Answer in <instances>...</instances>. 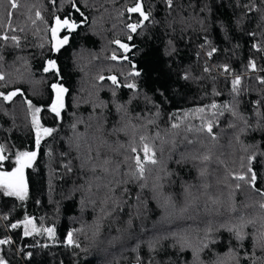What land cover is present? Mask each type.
<instances>
[{"label": "trees", "instance_id": "trees-1", "mask_svg": "<svg viewBox=\"0 0 264 264\" xmlns=\"http://www.w3.org/2000/svg\"><path fill=\"white\" fill-rule=\"evenodd\" d=\"M137 3L148 20L128 11ZM15 4L0 0V93L19 90L0 96V172L21 152L36 156L24 168V199L0 188V240L10 241L0 260L264 264V0ZM57 17L77 26L54 37ZM49 60L58 72L45 71ZM111 74L118 84L100 81ZM57 83L67 89L59 116L50 109ZM34 108L41 128L53 129L39 147ZM144 145L157 163L140 176ZM25 218L39 231L25 236Z\"/></svg>", "mask_w": 264, "mask_h": 264}, {"label": "snow or ice", "instance_id": "snow-or-ice-1", "mask_svg": "<svg viewBox=\"0 0 264 264\" xmlns=\"http://www.w3.org/2000/svg\"><path fill=\"white\" fill-rule=\"evenodd\" d=\"M173 0H167V3L169 4V6L172 5ZM12 7H16L15 4V0H12ZM129 12L132 13H139L143 20H148L149 19V15L146 14L143 11L142 8V4L141 3H137L135 7H132L130 9H128ZM77 25H75V23L69 21L68 19H64L63 21L60 20V18H56V27L52 29L53 32V36H56V33L60 30L61 27H67V28H75ZM142 26V22L141 23H131L128 25V28L131 29L132 32H136V30ZM8 37L5 36L4 39H7ZM12 39H16L15 37H13ZM129 40L132 39L131 36L128 37ZM68 38L64 37L62 40L57 39V43L54 46L55 50H59V48L63 45L67 43ZM117 44H120V47L123 48L125 50V52L128 51V45L127 44H121L120 41H116ZM216 49L213 48L212 51H210L208 53L209 56L212 55L213 52H215ZM113 59H116L117 57L115 55H113L112 57ZM124 59H127V56L125 55L123 57ZM133 67L135 68V66L133 65ZM251 67L255 68V62H252ZM225 70L227 71V65L224 66ZM50 69H56V71L58 72L59 70L56 68V64L55 61L53 60H49L48 61V67L45 68V71H49ZM206 71L208 69H205ZM130 75H135V76H139L140 72L138 71H134L133 73H130ZM0 79H3V76H0ZM109 79H111V81L113 82V84H117V77L116 76H112ZM241 83V79L240 77H236L233 82H232V86H233V90L234 91H238V85H240ZM126 87L128 88H132L135 89L136 88V84H128L126 85ZM52 88L55 89V99L52 102L50 109L51 112L55 113L57 116H59L60 114V110L63 108L64 103H63V96L64 94L67 92V89H65L61 84L57 83V84H53ZM19 90L17 91H13L8 93L7 95H5L4 93H0V96H3V98L5 100H11L13 96L17 95ZM257 104L260 103V101L256 102ZM28 105L30 108H32V104L31 101H28ZM212 108H216L217 105L216 104H212L211 105ZM227 107V106H226ZM230 110V109H229ZM41 111V109L39 108H34L33 112H32V122L36 127L37 130V139H36V144L37 147H39V143H40V137L42 134L44 135H50L51 132L53 131V129L51 128H45L43 130H41V126H40V122L38 119V113ZM236 113L233 112V115H235ZM207 131L208 132H212V124L209 123L207 125ZM143 139V138H142ZM5 151V146L3 144H0V160H4L6 157L3 155ZM133 151H135V149H133ZM144 162H141L140 160V156L137 155L136 156V165H137V169L139 172L140 176H143L144 171H145V163H152L155 164L157 163V161L154 159V153L152 155H149V153L151 152V149L148 147V145H144ZM36 156V152H21L18 154L17 156V162H18V167L15 168L13 171L11 172H0V187H4L7 191L8 195H15V196H19L20 199H24L26 196V185L24 183V178H23V169L28 166V164L35 158ZM207 159V157H206ZM237 179L239 180H245L246 177L241 175L238 176ZM255 181H256V174L254 172L251 173L250 175V182L252 183L253 187H255ZM237 187H239V185H237ZM262 208H264V204L261 205ZM23 223L24 225V235H31L33 231H39V229H37L35 227L34 221L32 218H25L24 221L20 222ZM249 223H251V221H249ZM19 226V223L16 224H12L11 227L12 228H16ZM45 231L48 232L49 235H51L54 232V229L49 228L46 229ZM229 231H235V235L236 238L238 240H244L245 239V233L243 232L242 228H230ZM259 242L261 243V246L264 247V232H261L259 237H258ZM9 240H0V244H7L9 243ZM67 243L68 244H72L73 243V239H72V233H68V237H67ZM0 264H7L6 261L0 260Z\"/></svg>", "mask_w": 264, "mask_h": 264}, {"label": "rangeland", "instance_id": "rangeland-1", "mask_svg": "<svg viewBox=\"0 0 264 264\" xmlns=\"http://www.w3.org/2000/svg\"><path fill=\"white\" fill-rule=\"evenodd\" d=\"M54 99H55V95H54ZM54 101V100H53ZM35 129H36V127H35ZM41 130H43V128H41ZM36 135H37V130H36ZM44 136V134H42L41 135V137H43ZM101 142V141H100ZM19 165H18V162H17V160H16V165H15V167H14V169L15 168H17ZM13 169V170H14ZM12 170V171H13ZM11 172V171H10ZM23 178H24V169H23ZM24 183H25V181H24ZM5 193H7V191H6V189L4 188V187H0ZM12 196H15V195H12ZM16 197H19V196H16ZM20 198V197H19Z\"/></svg>", "mask_w": 264, "mask_h": 264}, {"label": "water", "instance_id": "water-1", "mask_svg": "<svg viewBox=\"0 0 264 264\" xmlns=\"http://www.w3.org/2000/svg\"><path fill=\"white\" fill-rule=\"evenodd\" d=\"M112 76H115V75H112V74H111V75L103 76V77L100 78V81H103V80H105V79H108V80H110V82H112L111 79H109V78L112 77ZM116 77H117V76H116ZM117 81H118V77H117ZM112 83H113V82H112ZM117 84H118V83H117Z\"/></svg>", "mask_w": 264, "mask_h": 264}]
</instances>
